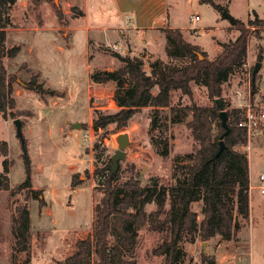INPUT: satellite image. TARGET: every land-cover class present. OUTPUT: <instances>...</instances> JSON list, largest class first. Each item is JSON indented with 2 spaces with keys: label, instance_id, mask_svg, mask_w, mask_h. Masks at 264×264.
<instances>
[{
  "label": "rangeland",
  "instance_id": "rangeland-1",
  "mask_svg": "<svg viewBox=\"0 0 264 264\" xmlns=\"http://www.w3.org/2000/svg\"><path fill=\"white\" fill-rule=\"evenodd\" d=\"M72 1H44V11H41V6L35 9L27 0L29 7L24 11L19 7L10 10L11 20L19 29L8 31L6 45H20L21 49L16 57L6 58L5 64L8 72L18 76L15 86L23 89L16 94L14 110L31 113L20 116L24 123L25 149L17 135L15 118L4 117L1 112L0 140L7 141L8 157L13 161L9 172L11 186L26 179L27 154L33 188L41 190L45 204L40 206V194L35 190L19 192L12 197L7 190H0V264H62L75 251L77 240L92 230L95 205L101 197L93 172L97 165L106 163L114 154L113 135L116 133L129 131L133 140L121 161L122 180L139 173L143 183L158 175L161 182L171 184L175 181L173 173L177 166L189 163L188 153L198 146L188 127L190 107L211 104L212 100L206 87L195 83L192 84V97L181 90L173 91V105L179 110L161 108L156 118L152 107H143L119 131L114 125L95 130L92 122L95 109L105 112L118 109L113 99L118 84L91 80L94 71L114 66L113 44L117 43L122 47L119 51L125 52L129 40L137 48L131 55H136L134 53L142 50L149 31L145 27L151 22L157 23L158 18L153 20V15L160 13L170 26L182 29L188 40L199 44L208 57L214 59L221 50L220 43L234 40L240 33L227 13L245 23L255 15L264 18V0H215L228 11L219 10L203 0H166L165 7L154 0H125L126 4L121 5L116 0H75L74 4L86 12L85 16L78 17L72 10ZM55 4L61 6L65 24L59 20ZM142 8L148 10V15L142 16L143 23H138ZM193 15H199L200 19L192 22ZM40 19L44 27L37 29ZM140 26H143L142 33L137 30ZM192 26L197 27V32ZM260 35L258 37L256 31L251 33L246 63L223 84L225 110L241 108L243 118L249 107L264 110L262 28ZM144 56H141L144 67L150 71L153 60ZM164 60L170 61V58ZM172 62L181 63L182 59ZM258 62L261 67L253 79ZM26 63L35 71L39 70L38 80L57 94L47 90L42 97L35 90L23 88L31 77ZM119 65L117 60L114 69ZM154 117L156 123L152 122ZM78 123L80 126H76ZM164 141L168 144L167 155L161 154ZM237 148L245 151L249 158L250 186H253L250 187V217L247 221L237 217L241 227L231 240L219 235L208 240L200 236L194 242L185 240L181 244L183 264H210L211 259L215 261L213 264H264V193L259 188L260 175L264 173V125L250 142ZM96 153H102L100 162H96ZM4 159L5 156L0 155V171ZM127 163H135V170H125ZM74 174L84 182L72 186ZM24 201L30 208L33 231L30 262L26 260L27 254H18L12 248V214L17 204ZM153 208L155 205L148 206V210ZM193 209L199 212L200 203L195 202ZM169 237L168 231L142 228L136 252L138 264H163V257L155 255L153 250ZM204 255L207 256L205 261ZM96 258L92 252L89 264H95Z\"/></svg>",
  "mask_w": 264,
  "mask_h": 264
},
{
  "label": "trees",
  "instance_id": "trees-1",
  "mask_svg": "<svg viewBox=\"0 0 264 264\" xmlns=\"http://www.w3.org/2000/svg\"><path fill=\"white\" fill-rule=\"evenodd\" d=\"M18 0H0V112L4 117L18 118L31 113L29 110H14L16 98L14 86L18 80L16 73H10L5 58H14L21 46L7 47V28L13 26L10 10ZM43 1L30 0L38 7ZM222 11H228L215 0H203ZM36 9V8H35ZM59 20L66 23L60 5L55 4ZM72 10L75 17L83 16L84 11L77 5ZM239 35L230 41L220 43L221 50L214 59H210L199 44L187 41L180 28L164 27L167 38V54L170 61L156 58L151 62L150 71L145 69V61L139 55H131L130 50L120 52L112 49L120 65L116 69H99L91 73V80L97 83L114 81L118 87L114 100L118 109L114 112L94 110L93 126L95 130L114 125L117 131L125 128L134 114L143 107H152L155 117L161 108L176 109L173 105V91L193 96L192 84L207 89L211 104L190 107L191 119L188 127L194 141L198 144L188 153L189 163L178 165L173 176L175 181L164 184L158 175L143 183L140 174H131L123 179L122 163L117 172L112 173V156L106 163L94 169V179L101 190L100 200L95 205V219L91 232L79 238L75 251L65 259L66 264H89L90 255H96L95 264H138L136 258L140 230L148 227L152 231L170 233L168 240L154 248L153 253L164 259L163 264H183L184 250L181 244L194 242L197 236L208 240L217 235L231 240L239 231L241 223L238 216L247 221L250 217V164L248 154L237 148L246 145V131L238 126L243 118L241 108L227 110L229 132L224 136L225 147L216 157L225 128L220 120L224 109L222 99L223 84L237 69L244 66L248 55V42L251 33L260 37L264 29V18L255 15L245 23L237 19ZM200 54L203 58H200ZM182 59L181 63H173ZM31 75L25 86L41 94L51 90L44 87L40 72L31 68ZM49 92V93H51ZM59 93V91H57ZM61 93V92H60ZM153 123L157 122V117ZM24 124V123H23ZM161 154H168V144L164 141ZM9 145L0 140V155H4L3 169L0 171V190H7L12 197L19 192L29 193L40 189L33 188L30 160L26 154V179L15 187L11 186L9 172L13 161L8 157ZM102 153H96V162H100ZM135 163H127L125 170L134 171ZM84 181L78 174L72 178V186ZM40 197V206L45 200ZM195 202L200 203V211L193 209ZM155 208L148 210V206ZM199 215L202 216L199 219ZM0 220V236L2 235ZM12 248L18 254H27L31 260L33 231L29 205L24 201L15 207L11 219ZM207 260V256H203ZM210 264L215 261L211 259Z\"/></svg>",
  "mask_w": 264,
  "mask_h": 264
},
{
  "label": "crops",
  "instance_id": "crops-1",
  "mask_svg": "<svg viewBox=\"0 0 264 264\" xmlns=\"http://www.w3.org/2000/svg\"><path fill=\"white\" fill-rule=\"evenodd\" d=\"M117 2H119V4L121 5V4H126L125 3V0H116ZM154 1H156V3L159 5V6H166V0H154ZM44 2V1H43ZM43 2H41L40 4H39V8H40V6H41V11H44V5L42 6V3ZM73 3H72V5H75L74 4V2H75V0H73L72 1ZM28 3H27V0H18L14 5H13V8H17V7H19V8H21V10H25V8H28L29 7V5H27ZM70 4V3H69ZM28 6V7H27ZM144 8H146V7H144ZM82 9V8H81ZM40 10V9H39ZM83 10V9H82ZM84 11V10H83ZM141 11V15L139 16V20L137 19V21H139L138 23H143V20H142V16H147L148 15V10H143V8L140 10ZM143 11V12H142ZM84 15L83 16H85L86 15V12L84 11ZM40 14V13H39ZM153 20H155V19H157V23H150V25L149 26H146L145 27V29L148 31V33L146 34V37H145V42H144V45H143V48H142V50L141 51H137V53H134V54H136V55H139V56H144L145 58L147 57H149V58H151V60H154L155 58H161V59H167L168 58V54H167V38H166V34H165V32L162 30V28H164V27H172V26H170L169 25V23H167V21L165 20V18L163 17L162 18V16L160 15V13L159 14H154L153 15ZM11 18H12V15H11ZM42 19V18H41ZM39 20L38 22L40 23V24H38L37 25V29H40V28H43L44 27V22H42V20ZM64 20V19H63ZM62 24V23H61ZM63 24H65V23H63ZM142 27L143 26H140V28H137V30H138V32L139 33H142L140 30L142 29ZM24 28V27H23ZM173 28H177V27H175V26H173ZM12 29H19V26H16L14 23H13V26H11V27H9V28H7V33H8V31L9 30H12ZM60 30H62L61 28H60ZM90 30V27L89 26H87V31H89ZM181 31L183 32V30L181 29ZM120 34L122 35V36H125L126 34L125 33H122V32H120ZM143 35H144V33H143ZM183 35H184V37H185V39L187 40V41H189V42H191V43H194V42H192V41H190V40H188L187 38H186V36H185V34H184V32H183ZM7 41V40H6ZM106 45H107V43H105ZM194 44H197V43H194ZM113 45H118L117 43H115V44H113ZM128 45H129V48L128 49H126L125 50V52H127L128 50H130L131 52H130V54H133V51L135 50H137V48H135L136 47V45L134 46H132V43L128 40ZM7 47H9V46H7ZM10 47H12V46H10ZM118 47H119V50H121V46L120 45H118ZM118 50V51H119ZM145 51V52H144ZM6 58H9V57H6ZM5 58V59H6ZM112 59H114V62H113V60H112V63H114L113 65L114 66H112V67H107V68H104V69H114V67H116V64H117V59L114 57V56H112ZM27 64V63H26ZM27 66H28V64H27ZM29 67V66H28ZM29 68H31V67H29ZM31 69H33V68H31ZM33 70H35V69H33ZM38 72H40L39 70H37ZM41 73V72H40ZM29 80V79H28ZM27 80V81H28ZM23 88H26V87H23ZM28 89V88H27ZM23 92V89H22V87H18L17 85L15 86V88H14V96H15V98H16V94L17 93H22Z\"/></svg>",
  "mask_w": 264,
  "mask_h": 264
},
{
  "label": "water",
  "instance_id": "water-1",
  "mask_svg": "<svg viewBox=\"0 0 264 264\" xmlns=\"http://www.w3.org/2000/svg\"><path fill=\"white\" fill-rule=\"evenodd\" d=\"M226 16L230 19L232 24L236 23L237 19L235 17H233L229 13H227ZM200 56H201V54H200ZM260 67H261V63L260 62L256 63L254 70H253V79L255 78L256 74L258 73ZM220 118H221L222 125L225 128V132L222 135V139L220 141V148L215 155L216 157L224 149L225 142H224L223 138L229 132L228 117H227V111L226 110L223 109L220 112ZM14 123L16 126L17 135L22 142L23 148L25 149V137H24V133H23V121L20 117H18V118H15ZM76 126H80V123L76 124ZM113 139L115 142V151H114V154L112 155V167H111V169H112V173H115L119 169L120 162L125 159L127 149L130 145L133 144V140L131 138V133L129 131H122V132L116 133L115 135H113ZM62 264H66V262H63Z\"/></svg>",
  "mask_w": 264,
  "mask_h": 264
},
{
  "label": "built area",
  "instance_id": "built-area-1",
  "mask_svg": "<svg viewBox=\"0 0 264 264\" xmlns=\"http://www.w3.org/2000/svg\"><path fill=\"white\" fill-rule=\"evenodd\" d=\"M199 19H200L199 15H193L191 17L192 22H196ZM191 28H193L194 31L197 30L196 29L197 27H195V26H192ZM195 32H197V31H195ZM112 49L118 51L119 47H118V45H113ZM263 125H264V110H261V109L257 110V109H253L251 107H249L247 109L245 117L242 118L238 122V126L246 131L249 142H250L251 137L258 130H260ZM260 182H261V185L259 186V188H260L261 192L264 193V173H262L260 175ZM250 187L253 188V186H250Z\"/></svg>",
  "mask_w": 264,
  "mask_h": 264
}]
</instances>
